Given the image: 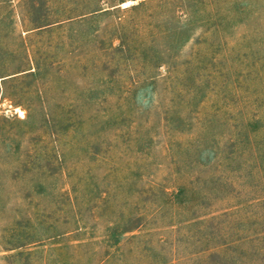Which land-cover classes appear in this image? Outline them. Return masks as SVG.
I'll list each match as a JSON object with an SVG mask.
<instances>
[{
    "label": "rangeland",
    "instance_id": "obj_1",
    "mask_svg": "<svg viewBox=\"0 0 264 264\" xmlns=\"http://www.w3.org/2000/svg\"><path fill=\"white\" fill-rule=\"evenodd\" d=\"M0 264H264V0H0Z\"/></svg>",
    "mask_w": 264,
    "mask_h": 264
}]
</instances>
